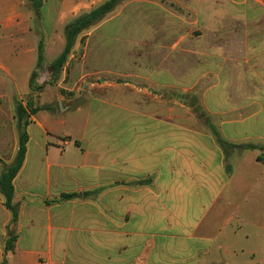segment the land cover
Segmentation results:
<instances>
[{"label":"crops","instance_id":"1","mask_svg":"<svg viewBox=\"0 0 264 264\" xmlns=\"http://www.w3.org/2000/svg\"><path fill=\"white\" fill-rule=\"evenodd\" d=\"M40 1L37 18L31 0H0V71L30 72V89L42 43L59 56L66 26L107 0ZM257 29L251 60L225 77L223 111L210 112L225 148L167 103L141 100L146 90H130L128 105L60 96L58 108L38 90L15 223L0 202V264H264V249L238 247L241 234L264 236V22ZM71 111L86 112L78 132L57 131Z\"/></svg>","mask_w":264,"mask_h":264},{"label":"rangeland","instance_id":"2","mask_svg":"<svg viewBox=\"0 0 264 264\" xmlns=\"http://www.w3.org/2000/svg\"><path fill=\"white\" fill-rule=\"evenodd\" d=\"M263 13L262 0H117L111 12L87 28L77 32L76 26L70 28L72 21L63 56L55 63L59 51H44L32 89L30 72L13 73V79L0 71V95L9 100L0 99V174L18 157L22 135L40 108V88L43 101L53 100L54 108L60 96L77 103L104 97L128 105L130 90H146L141 100L167 103L170 116L208 128L225 148L218 130L223 119L210 112L223 111L225 77H239L242 61L251 60ZM247 35L253 38L248 48L243 44ZM85 115L71 111L69 124L55 121L54 126L77 133ZM0 202L4 205L1 188ZM10 235L14 238L16 230ZM241 237L238 247L264 249V236Z\"/></svg>","mask_w":264,"mask_h":264},{"label":"trees","instance_id":"3","mask_svg":"<svg viewBox=\"0 0 264 264\" xmlns=\"http://www.w3.org/2000/svg\"><path fill=\"white\" fill-rule=\"evenodd\" d=\"M116 1L117 0H108L101 6L93 9L92 11L88 13L81 15L76 20H73L72 22L73 24L72 23H71L72 25L70 24L71 25L70 28H72V26L74 25L76 26V31L78 32L82 28H85V27L87 28L93 25L94 23L101 20V18L104 17V15L108 14L109 12L112 11V9H114L116 5ZM31 4L34 9L36 17L39 18V7L41 5V1L31 0ZM43 47L44 45L42 43L41 59H40V65L38 69L44 63V55H43L44 48ZM65 50H66V47L64 51ZM64 51L56 58L57 60L55 63H58L60 61L59 57L64 53ZM36 72L33 77H36ZM33 81H34V78L32 80V87H34ZM38 90H41V88ZM27 143H28V132L26 130L24 134L22 135L21 146H20L16 161L7 169V171L4 174H0V188H1L2 194L5 197L4 205L12 214V223H15L18 220V216H19L18 207L14 204L15 189H14L13 181L23 167L26 152H27ZM15 242H16V236L13 238L10 235V237L7 239V242H6V250L7 251L13 250L15 246ZM1 264H7V263L3 262Z\"/></svg>","mask_w":264,"mask_h":264}]
</instances>
